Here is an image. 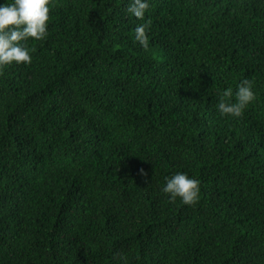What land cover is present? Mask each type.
Instances as JSON below:
<instances>
[{
    "label": "trees",
    "instance_id": "1",
    "mask_svg": "<svg viewBox=\"0 0 264 264\" xmlns=\"http://www.w3.org/2000/svg\"><path fill=\"white\" fill-rule=\"evenodd\" d=\"M127 4L50 0L0 68V264H264V0H150L146 48ZM176 172L197 203L161 191Z\"/></svg>",
    "mask_w": 264,
    "mask_h": 264
},
{
    "label": "clouds",
    "instance_id": "2",
    "mask_svg": "<svg viewBox=\"0 0 264 264\" xmlns=\"http://www.w3.org/2000/svg\"><path fill=\"white\" fill-rule=\"evenodd\" d=\"M50 0H4L0 3V68L12 63L30 64L32 51L26 46L27 41H40L48 35ZM150 7V0H128L126 13L137 20L144 21L133 29V42L141 47L148 46L147 29L149 22L145 21V13ZM253 85L249 79L241 80L235 90L232 87L217 89L220 115L239 118L244 109L255 99ZM144 174L143 169L140 170ZM161 191L170 200L179 198L185 205L198 202L200 196V181L185 172H176L165 177ZM127 264L125 257L119 258Z\"/></svg>",
    "mask_w": 264,
    "mask_h": 264
}]
</instances>
